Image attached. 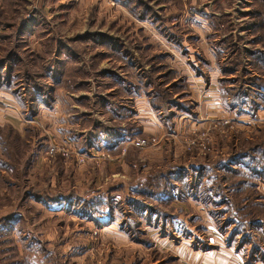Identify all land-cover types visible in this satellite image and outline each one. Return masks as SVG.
Instances as JSON below:
<instances>
[{"label":"rangeland","instance_id":"1","mask_svg":"<svg viewBox=\"0 0 264 264\" xmlns=\"http://www.w3.org/2000/svg\"><path fill=\"white\" fill-rule=\"evenodd\" d=\"M122 1L0 2L1 80L3 83L10 81L13 88L22 91L35 86L52 88V107L57 103V114L65 112L62 118L65 124L62 123L61 131L67 137L44 148L42 144L47 137V129H34L38 140L34 151L37 153L40 150L49 159L30 170V183L24 191L5 188L0 176V264H28V260L34 257H27L31 254L26 252L30 243L37 244L41 250L53 252L52 259L57 264H192L186 257L190 258L193 249L209 247L207 226L215 228L218 235H224L226 240L227 234L223 233L219 213L211 202H206L207 197L203 194L198 195L200 200L188 198L187 202L194 203V207L179 200L168 204L165 195L154 200L149 205L171 213L172 220L168 219L163 224L155 223V217L149 219L147 214L145 218L137 217L141 227L135 237L129 224L123 226L128 215H131L130 219L134 218V215L125 213L127 209L123 212L116 210L111 218L109 214L95 216L90 209L84 208L83 201L92 197L93 189L106 190L117 184L120 187L126 185L125 192L111 195L120 200V207H125L129 186L146 179L150 172L164 173L175 165H213L219 159H226L241 144L248 147L249 142H264V122L256 124L257 119L251 120L245 115L230 118L220 112L210 114L203 109L202 103L197 106L194 99L198 90L196 83L203 84V78L198 79L197 75L215 74L216 66L206 65L205 59L211 57V46L209 48L208 45L214 40V37H208L216 30L210 32L208 22L197 12L190 11V7L211 15L220 14L215 15L216 18L221 17L219 8L229 14V21L234 25V38L227 41L229 54L233 53L237 43V27L244 25L240 22L248 17L245 16L247 12L242 10L247 0H146L158 12V17H153L151 21L138 19V15L130 9V6L134 7V2L127 0L126 5ZM238 3L244 5L241 7ZM136 9L139 12L144 7L139 5ZM155 9L150 8V12ZM24 26L35 27L31 38L25 36L27 31ZM228 33L224 32L221 36ZM97 34L108 36L107 41L115 48L105 46L100 37L98 41L94 40ZM83 36L85 38H81ZM214 52L217 56L226 55L224 50H221L222 53ZM59 60L61 63L68 61L63 66V83L54 81L50 69L55 65L59 68ZM103 71L108 72L109 77L103 76ZM123 78L143 92L141 95L147 101L145 104L151 105L147 106L148 110L143 107L139 120L135 118L138 123L133 117L109 123L108 113L97 101L98 96L107 97L120 110L125 94L114 80ZM156 92L176 106L172 107L175 111L172 130L166 127L167 130L162 133L139 135L136 140L147 139L150 143L143 148L134 145L128 155H124V160L106 150L96 149L89 151L94 155L92 158L81 156L84 154V141L91 137L95 124L105 127L101 148H104L102 143L113 138L116 128L122 125L137 127L135 129L143 126L149 129L154 122L165 121L171 125V121L162 118L152 106V103H160L159 99L153 100ZM57 99L59 102H56ZM133 101L128 99L121 105L132 107ZM186 103L191 108L184 112L179 110L178 107ZM42 106L54 112V107H39ZM51 152L54 158L50 156ZM127 162L133 170L127 168ZM26 168L19 170L23 172ZM211 186L216 189L218 182L211 181ZM69 191H76L74 196L78 198L72 203ZM260 191L264 194V186ZM65 192L67 194L64 195ZM59 194L60 198L68 200L62 208H51L44 197L42 205L31 201L39 195ZM103 194L106 195L105 191ZM181 207L183 211H180ZM92 215L95 216L94 221L91 220ZM179 220L184 226L178 225ZM112 224L115 226L109 227ZM179 232L182 235L177 236ZM190 233H194V237L189 241L182 240ZM155 241L157 244L153 247ZM243 250L247 252L249 247L245 245Z\"/></svg>","mask_w":264,"mask_h":264},{"label":"trees","instance_id":"2","mask_svg":"<svg viewBox=\"0 0 264 264\" xmlns=\"http://www.w3.org/2000/svg\"><path fill=\"white\" fill-rule=\"evenodd\" d=\"M123 1L122 3L128 5L127 0ZM128 1L135 3L134 7L130 6V9L134 14L138 15V19L151 21L153 17H158L157 10L154 7H150L145 2L146 0ZM254 3V8L248 11L247 15L245 14L251 19L254 27L253 37L248 43L251 49L249 46L243 47L244 38L236 35L237 43H235L236 45L234 44L233 53L229 54L227 41L234 38L232 35L234 25L232 21H229V17L224 13V10L219 8L221 17L216 18L215 15L201 10L198 11L194 6L190 7V11L197 12L207 19L213 25L214 31L216 30L214 35L211 34L208 37L216 38L213 49L220 53H222L221 50L226 52L224 57L219 53V57L225 59L221 65L223 77L219 80L221 98L225 110L235 116L248 115L255 117L258 110L264 108V0H254ZM139 5H143L144 9L138 12L136 7ZM150 8L155 10L150 12ZM223 26H226V28ZM217 32H219L218 37H216ZM224 32L229 33L221 36ZM99 37L101 38V43L106 44L105 46L115 48L111 46V42L107 41L108 36L97 34L94 40L98 41L97 38ZM58 63L59 68L55 64V66L50 67L53 72L52 78L57 83H63L65 74L63 66H66L68 61L61 63V60H59ZM246 66H249L251 71L246 69ZM103 72V76L109 77L108 75L110 74L108 72ZM9 79H11V76H9ZM114 82L125 94V97L122 96V102L128 99L132 101L136 96L143 94L124 78L115 79ZM0 89L10 91L17 97L22 93L24 100L27 102L29 113L33 116L37 115L40 105L51 107L53 103L51 96L53 89L50 87H29L27 90L24 88L23 92L13 88L10 81L3 83L0 75ZM158 92L153 94V100L159 99L160 103L154 105L151 102L152 106L162 118L169 122L171 121L169 126L172 128V118L175 116V111H173L172 107L176 106L171 104L172 101L168 102ZM98 98L97 101L104 108V111L108 113V118L111 122L121 121V119L127 120L132 116L131 109L122 106V102H120L121 109L118 110L116 104L109 101L107 97L105 99L103 96H98ZM170 104L172 106L168 108ZM188 107L191 108V105L186 103L178 108L181 111H185ZM94 128L96 134L84 142L83 152L90 151L92 147H100L105 127L95 124ZM118 130L123 133L128 130L139 131L127 126L118 128ZM19 138V134L10 127L0 128V144L4 155L15 157L13 156L15 151L12 150L14 148L12 144L14 140ZM233 138L235 139V137ZM119 142L110 143L111 145L109 144V146L112 147ZM8 153H12V155ZM13 160L15 159L5 161L0 158V170L10 173L11 176L13 175V179L22 181V172L18 168V161ZM206 165L208 164L204 163L199 166L191 165L186 168L175 165V167H170L164 173L150 172L146 179L142 178L136 184L130 185L125 207H120V200L117 198L103 194L96 196L92 200L83 201L84 208L90 209L91 214H109L111 218H113L116 210L121 209L123 212L127 209L125 213L134 215V218L130 219L131 215H128L129 217L123 226L125 227L129 224L128 227L131 230V234L135 237L141 227L137 217L145 218L144 216L147 214V218L153 219L155 217V223L163 224H166L168 219L172 220L173 215L171 213L164 211L162 208L149 205L153 204L154 200L165 195L168 204L179 200L190 205L187 202L188 198L200 200L198 195L203 194L207 197L206 202H211L215 208L214 210L219 213L218 218L222 221L223 233L227 234L226 242L228 245L235 246L237 251L243 250L245 245L249 247L246 252V264H254L258 260L264 261V194L259 189L260 183L264 182V142H249L248 147L241 144L238 150L231 152L226 159H219L213 165ZM11 176H6V180L9 183H12L13 180ZM211 181L218 182L216 189L211 186ZM74 195H76V191L68 193V196L71 197L70 203L78 199ZM180 211H183V209L180 208ZM94 215L91 217L93 221L96 216ZM112 220L114 219L110 221ZM178 225L184 226L183 221L179 220ZM33 250L36 251L32 252ZM27 251L31 252L27 257L34 256L31 260H28V264H57L55 259H52V256L54 257L53 252L41 250L35 243H30L26 247Z\"/></svg>","mask_w":264,"mask_h":264},{"label":"crops","instance_id":"3","mask_svg":"<svg viewBox=\"0 0 264 264\" xmlns=\"http://www.w3.org/2000/svg\"><path fill=\"white\" fill-rule=\"evenodd\" d=\"M247 1L248 2H246L245 5H244V3H238V4H240L241 7H242V4L244 5L242 7L243 8L242 10H244L243 12L251 11L255 6L254 0H247ZM204 12H206V11H204ZM206 13L211 14L209 12H206ZM224 13L226 15H228V17H229L228 13H226V12H224ZM241 13L242 12H240V14ZM217 14H215V15H217ZM219 15H217V16H219ZM205 21L208 22L209 31L211 32L214 28L213 25L207 19H205ZM240 23H244V25L240 24L239 28L237 27V30L235 32L237 35L242 36L244 38V42H243L242 46L248 47L249 46L248 43H250V40L253 37L252 32H253L254 27L252 26V22H251V19L249 17H247L246 19H243ZM23 24L24 23H22V26H23ZM24 27H26L25 30L27 31V34L25 36H27V38H29V37L31 38L33 36V35H31V33H34L35 29H33V28H35V27H31V26H28V27L24 26ZM21 31H23V30L21 29ZM213 42H215V39L213 40ZM213 42H210L208 45L209 48L211 46V48H210L211 57L209 56V58L205 59V63H206V65L211 64V65L216 66V68L214 69L215 74L210 75L209 73H205V76H201L200 74L197 75L199 77V78L197 77L198 79L203 78V82H202L203 84H201L199 82L196 83L198 90L195 91L196 93L194 92L195 93L194 99H196V101H197V106L200 103H202L203 109L204 108L207 109L210 114H215L217 112H220L223 115H225V117H227V116H229L230 118L241 117V116L231 115L228 111L225 110V108L223 106L222 98H221V87H220V83H219L220 81L219 80L223 77V71H222L221 65L223 64L225 59H223L222 57H219L215 54L214 49H213V44H214ZM212 51L214 52V55L212 54ZM246 69L251 71V68L249 66H246ZM18 97L15 96L10 91L0 89V128L4 129L6 127H10L12 130L16 131L20 136V138L14 140L13 141L14 143L12 144V145H14V148L12 150L15 151V153H13V156H15V157L12 158V156L4 155L3 151H2L1 144H0V158H3L5 161H10L12 159H15L13 161H16V162L18 161V168L19 169H23L24 167H27V168L25 169V171L22 172V176H21L22 181L17 180V179H13L12 183H9L5 179V177L8 175L11 176V174L8 172H5L3 170H0V176L4 180L3 186L5 188H12V189L14 188V190H21L22 189V191H24V189H26L30 183V180L28 179V177L30 175V170L33 171V169L37 165L43 164L44 160L48 161V159H49L48 156L44 157L42 152H40V150H39V152L37 151V153L34 151L35 143H37V141H38L34 136V132H33L34 129L35 128L47 129L46 130L47 137L45 138L44 144H42L44 148L50 144H54V141L60 142V141H63L64 139H66L67 137H66L65 132L61 131L62 125L65 124V122H64L65 120L62 119L65 117V112H59L57 114V109H56L57 103H55V107L53 106L54 112H52V111H50V109H47L46 107L42 106V107L38 108L37 115L33 116L29 113V109L26 105L27 102L24 100V96L22 95V93H20V95H18ZM56 102H59V100L57 99ZM145 102H147L145 97H143L142 95H139V96H136L134 98V101H133L134 105H132V107H129V109L133 110L132 116L130 118L133 117L135 122H136L135 118L138 120L140 119L139 115L141 114V110H143L144 106L147 108L146 110H148V107H151L150 104H145ZM212 108L217 109V110H214ZM182 112H184V111H182ZM191 112L193 114L194 109H192ZM245 116L250 117L251 120L257 119L256 124H259L260 122L263 123L264 122V108H260L257 112V116H255V117L248 116V115H245ZM172 120H173V118H172ZM227 120H229V118ZM229 122H227L226 124H229ZM109 123H112V122L109 120ZM136 123H138V122H136ZM172 123H173V121H172ZM167 124L165 121L162 123L161 122H159V123L154 122L151 124V126H153V127L149 128V129L144 128V126H143V127L138 128L139 131H135V130L129 131L128 130L125 133L119 132L118 128H121V126H119L115 130L116 135H113V138L106 141V143H102L104 148L92 147L91 149L102 150V151L106 150V152H108V153H110L116 157H119V158L122 157L124 160V155L125 156L128 155V152L130 151V149L132 147H134L133 142L137 138H139L138 137L139 135H142L143 133L144 134H146V133H149V134L162 133V132L167 130L166 127L169 130H172V128H170L169 124H168V126H167ZM259 126H261V125H259ZM122 127L124 128L126 126L122 125ZM135 128H137V127H133L132 129H135ZM50 132H52V134ZM111 132H113V130H111ZM40 134H43L42 131H40ZM50 134L52 135V139H51ZM95 134H96V132L94 130L92 132L90 138L94 137ZM102 141H104L103 137H102ZM116 141H120V142L117 144H114L112 147L109 146L110 143H114ZM38 147H39V145H38ZM21 148H22V152H21ZM25 148H28V150L24 151ZM40 148L42 149V146ZM126 150H127V153L125 154ZM16 151H18V152H16ZM8 154L12 155V153H8ZM51 157L54 158L53 156H51ZM126 166H127V168H129V170H133V166L130 163L127 162ZM186 167H184V168H186ZM126 181L124 184H126ZM262 186H264V182L260 183L259 189L262 188ZM123 190H126V185L124 187H120L119 184H117L116 187H111V188L106 189V190H100V189L96 188V189L91 190V192L92 193L94 192V193L92 194V197L90 199L88 198V200H92L93 198H95L98 195H103L104 191H105L106 196H111L112 194H114L116 192L123 191ZM123 192H125V191H123ZM65 194H67V192H65L64 195ZM60 196H61V194H59L57 196L43 195L42 197L39 195V196H36L37 197L36 199L33 198L31 201L42 205L43 197H44V199L46 201H48L47 203H48V205L51 206V208H60V207L62 208V206H64L66 204V202H68V200H66V198H64V197L60 198ZM54 197H58L59 199L54 198ZM50 198H52V199H50ZM85 198H87V197H85ZM14 202H17V201L14 200ZM30 203L32 204V202H30ZM190 205L194 207V203H192V204L190 203ZM179 218H180V215H179ZM214 219L215 218H213V220ZM185 223L187 224V222H185ZM0 226H2V220L0 221ZM111 226H115V224L109 225V227H111ZM206 230H208L207 234H210V235H208V236H210L209 237L210 238L209 247L205 248V249L199 248L198 250L193 249V252H191V254H190V258H189V256L188 257L185 256L188 259V261L190 260L192 262V264H246V262H247L246 251H244V250L237 251L235 246L228 245V243L225 240L224 235H222L220 233L218 235V233L215 231V228H211V227L207 226ZM193 234L190 233V235H188L190 237L186 236L187 238H183L182 240L187 239V241H189V239L194 237ZM180 235H182V234H180V232H179L177 234V236H180ZM201 235H204V233L201 232ZM156 241H158V240H156ZM156 241H155V244L153 247L156 246V244H157ZM254 264H264V261L258 260Z\"/></svg>","mask_w":264,"mask_h":264},{"label":"built area","instance_id":"4","mask_svg":"<svg viewBox=\"0 0 264 264\" xmlns=\"http://www.w3.org/2000/svg\"><path fill=\"white\" fill-rule=\"evenodd\" d=\"M152 141H154L155 142V139H152ZM150 142L147 140V139H142V140H136V141H134L133 142V145H135V146H138V147H140V148H143V147H145L147 144H149ZM92 150V149H91ZM94 150V149H93ZM92 150V151H93ZM91 151V152H92ZM82 153H84V154H82L81 156L84 158V159H88V158H92V157H94V155H93V153H90L89 151H87V152H82ZM89 153V154H88ZM51 154V156H53V152H51L50 153ZM104 155H108L109 156V154H104Z\"/></svg>","mask_w":264,"mask_h":264}]
</instances>
